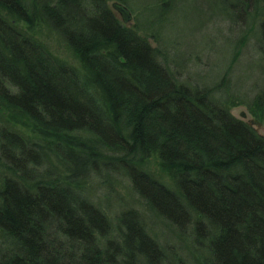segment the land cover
Instances as JSON below:
<instances>
[{
  "label": "trees",
  "instance_id": "trees-1",
  "mask_svg": "<svg viewBox=\"0 0 264 264\" xmlns=\"http://www.w3.org/2000/svg\"><path fill=\"white\" fill-rule=\"evenodd\" d=\"M126 4L0 0V264H264V135Z\"/></svg>",
  "mask_w": 264,
  "mask_h": 264
},
{
  "label": "rangeland",
  "instance_id": "rangeland-1",
  "mask_svg": "<svg viewBox=\"0 0 264 264\" xmlns=\"http://www.w3.org/2000/svg\"><path fill=\"white\" fill-rule=\"evenodd\" d=\"M132 10L130 25L139 26L150 36L153 45L168 50V57L180 65L171 64L178 70L181 81H190L199 86H214L223 82L224 88L216 96L222 98L227 91L241 103L232 108V113L240 119L251 122L264 135V97L256 104L253 100L264 89V54L259 42V23L255 0H127ZM250 11V14L248 13ZM120 18L122 15L117 11ZM249 14V15H248ZM237 52H236V51ZM172 61V62H173ZM227 74V75H226ZM258 111L256 117L251 106ZM259 119L258 122H255ZM125 180V181H124ZM114 193L111 204L106 207L110 214L128 206L136 196L131 192L128 181ZM107 192H94L96 202ZM134 197V198H133ZM128 200V201H127ZM125 205L121 206L122 204ZM135 208H139L135 205ZM131 207L130 205L126 208ZM110 209V210H109ZM115 209V210H114ZM112 210V211H111ZM114 210V211H113ZM150 227V226H149ZM159 240L172 244L173 241L162 227L156 225L150 230Z\"/></svg>",
  "mask_w": 264,
  "mask_h": 264
}]
</instances>
